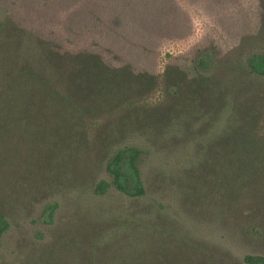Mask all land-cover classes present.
Segmentation results:
<instances>
[{"label":"trees","instance_id":"16d2710c","mask_svg":"<svg viewBox=\"0 0 264 264\" xmlns=\"http://www.w3.org/2000/svg\"><path fill=\"white\" fill-rule=\"evenodd\" d=\"M0 10V241L39 203L32 222L55 225L0 264H221L211 236L226 217L240 235L264 233V101L249 87L264 75L253 47L264 0H0ZM178 42L189 46L166 51L163 68ZM221 50L233 58L216 59ZM151 151L168 158L152 184L175 189L177 207L147 200ZM112 189L120 200H106Z\"/></svg>","mask_w":264,"mask_h":264},{"label":"rangeland","instance_id":"374dc122","mask_svg":"<svg viewBox=\"0 0 264 264\" xmlns=\"http://www.w3.org/2000/svg\"><path fill=\"white\" fill-rule=\"evenodd\" d=\"M9 17V13L3 10H0V21H5ZM261 18L264 19V15H261ZM264 21V20H263ZM199 27L200 24L197 21ZM263 29H260V32H262ZM203 31V28H199L198 31H196L194 35V40H197ZM264 35V32L262 33ZM193 42V41H192ZM179 43V42H178ZM245 41H241L239 43V48L242 49V46L245 45ZM242 45V46H241ZM189 45L187 43L182 44H168V46L164 49V56L162 60L163 68L166 65L167 62V55L165 54L166 51H173L178 52L180 50H184ZM254 49L260 52H264V41H261L259 44H257ZM221 50L219 53L216 54V59L219 58L228 60L230 58H233L228 51ZM249 51H240V54H235L237 57L239 56L241 59H245L248 56ZM251 80L253 84H250L249 87L252 88V92L256 96L258 103L264 101V75L258 74V73H252L251 74ZM162 98L161 92H156L152 95V100H160ZM165 154L160 153H154V152H146L144 154V162H142L143 167V174L144 179L149 182V195L147 197L148 201L151 200H158L163 201L168 207L173 205L178 206L179 204V197L176 193L175 189H172L170 186L168 188H165L164 190H160L159 192H156L155 187L152 184V177L155 175V168L162 165L164 161H166L168 158L161 159L162 156ZM176 160V159H175ZM177 163H172L170 167V171L174 169ZM107 178L111 180V176L106 171H101L97 178ZM96 178V179H97ZM112 192L110 193V196L106 200H120L122 195L119 191L116 189H112ZM115 197V198H114ZM63 202H66V200H62ZM62 202V206L57 210L56 214V225L61 221V219H65L63 215L69 214L68 212V206L65 205V203ZM43 210V204H38L37 207L32 211L33 216H36L40 213V211ZM31 212V213H32ZM28 213V212H27ZM25 213V216L20 217L18 220H14V225L12 226V229L6 233V235L3 237V239L0 241V254H8V257L18 255L19 249L18 248H26L30 247V250L33 249L32 242L30 240H33L36 238V235L39 233V231H42L45 234V241H48L51 239V227H55V225H48L46 224L45 220H39L37 222H32L33 216H27L28 214ZM24 215V213H23ZM230 220L229 217L225 218V225L222 224L220 227H216L212 231L211 239L216 242L219 248V254H217L218 260H222L221 264H249L245 261V256L247 254H257V255H263L264 256V233H261L260 235H251V236H243L242 234H238L235 231L231 229L233 227L232 225L228 224V221ZM20 222V223H19ZM19 223V224H18ZM230 253V254H229ZM6 254V255H7Z\"/></svg>","mask_w":264,"mask_h":264}]
</instances>
